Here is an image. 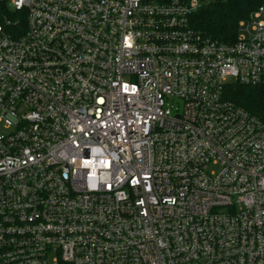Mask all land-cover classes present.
<instances>
[{
	"label": "built area",
	"instance_id": "1",
	"mask_svg": "<svg viewBox=\"0 0 264 264\" xmlns=\"http://www.w3.org/2000/svg\"><path fill=\"white\" fill-rule=\"evenodd\" d=\"M203 3L0 0V264H264V123L226 97L264 6L225 43Z\"/></svg>",
	"mask_w": 264,
	"mask_h": 264
},
{
	"label": "trees",
	"instance_id": "2",
	"mask_svg": "<svg viewBox=\"0 0 264 264\" xmlns=\"http://www.w3.org/2000/svg\"><path fill=\"white\" fill-rule=\"evenodd\" d=\"M262 6L264 0H204L191 18V27L212 40L234 42L240 23ZM226 97L264 123V87L233 83L228 86Z\"/></svg>",
	"mask_w": 264,
	"mask_h": 264
},
{
	"label": "rangeland",
	"instance_id": "3",
	"mask_svg": "<svg viewBox=\"0 0 264 264\" xmlns=\"http://www.w3.org/2000/svg\"><path fill=\"white\" fill-rule=\"evenodd\" d=\"M248 26H249V24H246V27H248ZM246 27H245V29L243 30V33H242L241 35H244V36H248V35H249V33L246 31ZM3 132L5 133L6 130H3Z\"/></svg>",
	"mask_w": 264,
	"mask_h": 264
}]
</instances>
